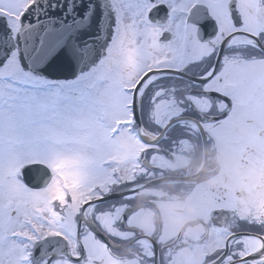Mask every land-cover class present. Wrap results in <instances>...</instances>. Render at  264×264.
I'll return each instance as SVG.
<instances>
[{"label":"snow or ice","instance_id":"1","mask_svg":"<svg viewBox=\"0 0 264 264\" xmlns=\"http://www.w3.org/2000/svg\"><path fill=\"white\" fill-rule=\"evenodd\" d=\"M261 7L264 0H0V264H54L59 236L42 235V204L14 188L35 195L64 169L102 167L113 138L143 120L145 100L164 127L192 113L215 128L243 107L233 77L241 61L264 63ZM161 16L171 22L163 32ZM185 78L187 90L160 83Z\"/></svg>","mask_w":264,"mask_h":264},{"label":"flooded vegetation","instance_id":"2","mask_svg":"<svg viewBox=\"0 0 264 264\" xmlns=\"http://www.w3.org/2000/svg\"><path fill=\"white\" fill-rule=\"evenodd\" d=\"M170 26L161 16L155 28ZM174 82L187 90L186 78L160 83ZM233 82L243 107L223 125L213 128L188 113L162 133L168 120L150 115L145 100L143 120L113 138L106 164L64 169L66 176L50 181L51 189L39 193L48 221L40 231L59 236L51 241L54 264H264V63L241 61ZM74 169L82 175L71 176ZM192 174L190 180L139 187L162 176ZM121 187L135 189L103 200ZM18 190L13 194L22 197ZM245 233L258 239L247 253ZM7 251L15 259L17 253Z\"/></svg>","mask_w":264,"mask_h":264},{"label":"rangeland","instance_id":"3","mask_svg":"<svg viewBox=\"0 0 264 264\" xmlns=\"http://www.w3.org/2000/svg\"><path fill=\"white\" fill-rule=\"evenodd\" d=\"M119 149V148H118ZM111 150V149H110ZM110 153H107L106 155H105V157H110ZM107 167L111 170V163H109L108 165H107ZM100 171H102V168L101 167H99V172ZM107 171V170H106ZM67 172H69V173H71L72 172V170L71 169H67ZM59 174H61V175H64V176H66V172L63 170L62 172H60ZM82 175V170L81 169H74L73 170V174L71 175V176H81ZM18 192L20 193V194H23V196L22 197H25V198H28V199H30L31 200V202H32V205L33 206H38L39 205V202L41 203L42 201L45 203V201H44V196L42 195V194H40L39 195V193L38 194H35L34 196H32V197H30V194L29 193H27V192H25L22 188H19V190H18ZM40 199H39V198ZM44 203H42V206H43V208L45 207V205H44ZM38 204V205H37ZM41 205V204H40Z\"/></svg>","mask_w":264,"mask_h":264},{"label":"bare ground","instance_id":"4","mask_svg":"<svg viewBox=\"0 0 264 264\" xmlns=\"http://www.w3.org/2000/svg\"><path fill=\"white\" fill-rule=\"evenodd\" d=\"M242 240L245 245L246 253L252 251L256 246H258V239L253 234H243Z\"/></svg>","mask_w":264,"mask_h":264},{"label":"water","instance_id":"5","mask_svg":"<svg viewBox=\"0 0 264 264\" xmlns=\"http://www.w3.org/2000/svg\"><path fill=\"white\" fill-rule=\"evenodd\" d=\"M187 178L188 177L179 178V179H187ZM174 179H175V177L164 176V177H161V178H158V179L149 180V181L145 182L143 185H148V184H153V183H159V182H162V181L174 180ZM127 190H125V189L118 190L115 193L111 194L109 197H115V196L121 195V194L125 193Z\"/></svg>","mask_w":264,"mask_h":264}]
</instances>
